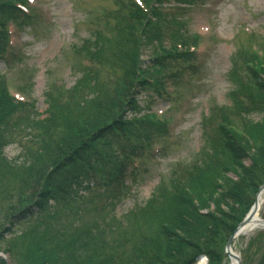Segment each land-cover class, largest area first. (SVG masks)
Here are the masks:
<instances>
[{
	"label": "trees",
	"instance_id": "obj_1",
	"mask_svg": "<svg viewBox=\"0 0 264 264\" xmlns=\"http://www.w3.org/2000/svg\"><path fill=\"white\" fill-rule=\"evenodd\" d=\"M13 13L12 6L0 8L2 19ZM140 13L131 11L137 26L143 17ZM134 26L131 22L118 26L110 64L126 68L116 80L112 100L102 105L98 95L102 94L103 84L97 74L88 70L72 93L74 100H81L74 106L82 112L71 114V106L62 107L51 99L54 102L48 104V117L31 121L48 137L44 148L29 162V168L37 167L34 196H44L45 191L39 190L42 182L50 176L58 177L64 170H77L83 165L87 180V169L93 170L92 165L99 162L101 148L109 146L110 137L128 140L126 129L133 123L125 117L136 109V98L144 90L147 74L137 59ZM97 49L94 55L100 60L104 52L99 44ZM247 55L234 61L228 74L232 86L230 104L219 110L216 127L203 134L198 159L183 169L179 178L174 174L167 189L158 186L128 218L132 237L139 238L141 248L146 246V252L141 254L147 264H192L201 255L208 258L209 264H219L225 241L264 181V59ZM248 60H256L257 67H249ZM86 89L92 96L88 99L81 95V90ZM9 101L0 97V113L13 109ZM251 116L257 120L252 121ZM235 120L241 131L233 123ZM56 130L59 133L54 139L51 135ZM130 252L136 256L135 251Z\"/></svg>",
	"mask_w": 264,
	"mask_h": 264
},
{
	"label": "rangeland",
	"instance_id": "obj_2",
	"mask_svg": "<svg viewBox=\"0 0 264 264\" xmlns=\"http://www.w3.org/2000/svg\"><path fill=\"white\" fill-rule=\"evenodd\" d=\"M113 1L34 0L37 5L36 21L15 38L9 67L6 68L0 61V74L11 85V91L15 93L16 84L19 86L22 79L25 84H32L37 111L42 113L45 110L42 97L45 85L63 81L66 86H71L75 80L70 70L77 61L72 54L62 52L86 37L88 30L102 28L103 16L114 9ZM184 21L190 33L201 37L197 72L187 75L179 87L166 93L169 94V101H142L141 114L146 112L160 116L169 122L171 134L159 143L166 148L167 156L147 164L148 174L142 178L139 187L130 189L121 208L124 212L146 200L158 178L166 182L176 163L187 164L191 160L201 144L202 118L209 110L230 103L228 93L232 87L227 73L234 55L264 48V0H203L189 8ZM107 37L110 39V35ZM21 65L27 66V69L16 70ZM22 134L20 132L17 136L25 140L22 147L32 151L33 139ZM13 138L10 135L9 144L16 145V137ZM5 155L8 158L19 157L20 149L7 147ZM33 177L32 168L16 170L15 173L0 165V228L4 223L12 225L11 215L30 200L27 187ZM53 205L50 215L40 219L39 214L27 222L18 221L12 226L11 236L2 238L0 252L10 257L12 264H127L128 259L124 260L122 254L129 250L128 246H119L118 239L109 241L108 232H104L102 239L95 244L86 227L75 233L70 242L68 237L63 241L56 240L45 228L55 220V224L62 222L65 204L57 200ZM258 216L264 218V203ZM259 232L252 231L232 244V251L240 257L239 264L264 263V233ZM16 234L21 236L16 237ZM46 244L51 246L50 252L45 250ZM86 245L93 247L87 248ZM114 246L117 250L112 254L110 249ZM55 250L61 251L69 261L57 259ZM74 257L76 260L70 263Z\"/></svg>",
	"mask_w": 264,
	"mask_h": 264
},
{
	"label": "bare ground",
	"instance_id": "obj_3",
	"mask_svg": "<svg viewBox=\"0 0 264 264\" xmlns=\"http://www.w3.org/2000/svg\"><path fill=\"white\" fill-rule=\"evenodd\" d=\"M263 200H264V191L262 193H260V195L257 199L258 206H260L262 204ZM250 219H251V216L249 217L248 220H250ZM255 219H256V217L252 218L251 221H248L246 223V225H244V227L241 228V230L244 231L245 229H249L251 227H254L257 224ZM231 261H232L231 264H235L233 262V259ZM197 264H204V263L202 261H199Z\"/></svg>",
	"mask_w": 264,
	"mask_h": 264
},
{
	"label": "water",
	"instance_id": "obj_4",
	"mask_svg": "<svg viewBox=\"0 0 264 264\" xmlns=\"http://www.w3.org/2000/svg\"><path fill=\"white\" fill-rule=\"evenodd\" d=\"M231 240V239H230ZM230 240L228 241V243H227V247L229 246V244H230Z\"/></svg>",
	"mask_w": 264,
	"mask_h": 264
}]
</instances>
